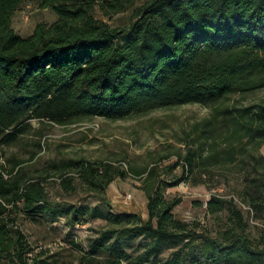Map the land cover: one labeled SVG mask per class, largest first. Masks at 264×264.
<instances>
[{
    "label": "trees",
    "instance_id": "trees-1",
    "mask_svg": "<svg viewBox=\"0 0 264 264\" xmlns=\"http://www.w3.org/2000/svg\"><path fill=\"white\" fill-rule=\"evenodd\" d=\"M26 1L0 0V264H70L50 248L37 251L21 227L57 211L71 224L103 222L85 247L69 241L78 264H264V99L244 102L264 90V0H31L55 20L20 36L12 17ZM119 14L122 23H108ZM186 104L209 116L193 126L195 148L161 170L181 168L173 181L155 162L27 166L43 150L39 140L24 142L39 130L33 122L68 126ZM10 148L27 156H7ZM193 173L214 186L240 180L246 209L212 196L208 210L228 212L214 233L175 216L181 197L164 190ZM127 175L142 182L145 218L113 212L105 198ZM80 192L104 206L55 200Z\"/></svg>",
    "mask_w": 264,
    "mask_h": 264
},
{
    "label": "rangeland",
    "instance_id": "rangeland-1",
    "mask_svg": "<svg viewBox=\"0 0 264 264\" xmlns=\"http://www.w3.org/2000/svg\"><path fill=\"white\" fill-rule=\"evenodd\" d=\"M125 16L122 14L114 16L108 20V23L113 26L118 25L125 20ZM54 20L55 16L51 11L40 9L33 1L28 0L12 17V28L20 36H27L36 22L51 23ZM261 99H264V90L249 95L244 102ZM208 116V108L198 104H186L117 120L97 117L68 126L52 125L40 129L33 122L34 130L38 128L39 130L26 136L24 142L39 140L43 143V150L39 157L29 162L27 166L32 171L46 167L52 161L59 162L73 158L107 161L114 165L123 162L127 168L130 166L138 168L155 162L161 171L167 164L177 162L188 148H195L197 134L193 126ZM260 153L264 155V145L261 146ZM8 155L27 156L18 148L8 149ZM180 172L181 168H175L171 172L161 171L160 178L167 182L173 181V176H179ZM141 183L130 175L111 181L104 193L105 198L110 202L111 211L135 212L145 218L146 196L140 189ZM242 186L240 180L236 184L232 180L229 184H223L222 181L221 185L214 186L213 182L201 181L197 174L193 173L179 185L166 187L164 193L170 198L181 197V203L173 210L175 216L186 221H194L199 224V228H207L214 233L227 223L228 212L226 206H223L218 213L212 214L208 210L209 199L212 196L226 200L232 198L242 210H245L246 205L240 194ZM127 195L130 196L129 199L126 198ZM55 200L60 205L99 204L95 197L81 192L55 197ZM257 223L258 220L251 217L247 230L253 237L258 234ZM102 224L99 219H92L85 224H71L58 211L34 220L21 221L23 232L33 246L50 248L52 253L64 256L70 264L78 263L73 260L74 253L70 249L69 241L74 240L85 247L87 239L93 233L92 230L101 227ZM36 250L39 251V248L37 247Z\"/></svg>",
    "mask_w": 264,
    "mask_h": 264
},
{
    "label": "built area",
    "instance_id": "built-area-1",
    "mask_svg": "<svg viewBox=\"0 0 264 264\" xmlns=\"http://www.w3.org/2000/svg\"><path fill=\"white\" fill-rule=\"evenodd\" d=\"M126 198H127V199H129V198H130V196H129V195H127V196H126ZM38 248L40 249V247H38Z\"/></svg>",
    "mask_w": 264,
    "mask_h": 264
}]
</instances>
